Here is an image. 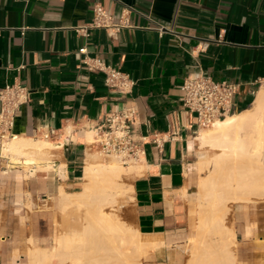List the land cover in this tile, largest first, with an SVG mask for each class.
I'll return each mask as SVG.
<instances>
[{
  "label": "crops",
  "instance_id": "1",
  "mask_svg": "<svg viewBox=\"0 0 264 264\" xmlns=\"http://www.w3.org/2000/svg\"><path fill=\"white\" fill-rule=\"evenodd\" d=\"M95 3L130 26L115 36L105 29L78 33ZM87 57L127 74L132 90L108 89L101 73L87 69ZM198 73L238 84L236 111L252 103L264 82V0H0V88L19 84L30 93L16 113L13 137L65 141L53 164L25 170L3 154L0 140V264H59L43 256L57 247L60 189L78 192L92 155L83 132L130 104L138 110V136L166 138L145 144L131 183L133 227L157 243L140 264H185L195 228L198 127L182 107L181 85ZM46 164L52 168L37 169ZM231 209L237 259L258 264L264 202H235Z\"/></svg>",
  "mask_w": 264,
  "mask_h": 264
},
{
  "label": "bare ground",
  "instance_id": "2",
  "mask_svg": "<svg viewBox=\"0 0 264 264\" xmlns=\"http://www.w3.org/2000/svg\"><path fill=\"white\" fill-rule=\"evenodd\" d=\"M67 133L69 136L70 129H67ZM91 133L92 132L89 130L83 132L82 139L87 144L92 143ZM70 139L71 141H76L78 140V137L71 135ZM196 140L201 147L208 146L219 150L215 158L208 161H199L197 169L199 173L205 172L206 177L201 174L199 175L197 183L198 199H205L207 196V201L205 200L203 203L211 208H216L222 203H224L225 206L227 202H252L258 197L260 199L261 195L264 194V156L260 155L262 149L259 154H254L258 150L254 153L253 151H255L254 148L264 146V82L255 93L250 109L227 114L222 119H215L211 122L210 129L201 131L196 137ZM64 144L65 142L62 138L60 141L53 142L48 137L32 139L19 136L4 141L2 152L5 156L18 155L34 158L33 163L25 162L23 164L24 169L28 170L37 162L47 161L49 154L46 150L58 151L63 148ZM240 145L244 146L241 152L237 151V147ZM50 156L52 157L53 155ZM94 156V153H92L91 158L89 157L90 160H88L84 166L83 175L81 177V190L74 193H65L60 189L59 205L67 206L72 203L82 205L91 202L92 204L90 205H92V208L88 213L89 220L86 219V223L90 224L88 227L93 226L94 228L92 227L91 230H95V226L99 225V218L102 217L106 226V231L103 238H101L103 239L104 244L106 242L109 245L108 248L118 254H121L122 252V254H124V249H127L128 247L133 251L127 258L129 262L128 264H140L142 255L152 247L156 246L157 243L150 239H145L136 229L133 231L128 226H122L121 220L116 214L117 207L120 204L119 198L122 195L125 196V194L122 193L119 184L122 174L135 175L137 172L139 173L138 170L140 167L139 165H129L124 167L114 158L111 159L118 164H100L93 160ZM13 161L18 162L16 159ZM49 168H52V166L47 165L37 167L38 170H47ZM59 170L64 169L63 167H60ZM225 173H228L227 176ZM220 175L221 177L219 178ZM218 179L221 182V188H217ZM129 194H127V197ZM226 208L230 210L229 206ZM203 218L204 216L201 218L200 215L197 217V227L198 225L202 226L205 234L200 237V228L198 229L199 232L191 235L189 240L191 241L190 243H192V246L196 243H201L203 237L209 234V228L215 223V220ZM98 228L99 227H97L96 230ZM90 233L88 234L89 236ZM228 235L232 239V243H235V235L232 229L229 231ZM89 236L88 238L86 235L84 237L78 235L76 238L69 235L59 237L56 250L51 251L48 256L44 255V260H50V258L58 257L66 252H68V255L70 256L72 254L71 252L77 251L76 248L81 245L83 246L84 243L81 244V242H88L87 239H90L89 241L91 244L93 243ZM83 238H85L86 241H82ZM95 239L96 238H94V240ZM214 239L223 240V237L220 235ZM93 245H97L96 242H94ZM100 247L101 246H99V248ZM102 250L104 249L102 248ZM105 251L107 252V249ZM75 252H73V254ZM72 256L74 257V255ZM112 256L113 255L111 254V258ZM258 264H264V260Z\"/></svg>",
  "mask_w": 264,
  "mask_h": 264
},
{
  "label": "built area",
  "instance_id": "3",
  "mask_svg": "<svg viewBox=\"0 0 264 264\" xmlns=\"http://www.w3.org/2000/svg\"><path fill=\"white\" fill-rule=\"evenodd\" d=\"M129 26L126 18L116 20L100 4L95 3L90 22L76 27V31L87 36L89 29H105L109 32V36H115L121 29ZM156 28L159 32L164 31V27L159 24ZM84 51V49L80 50L82 53H85ZM84 64L89 71L101 73L105 86L112 91L126 94L134 86V82L127 74L105 64L99 58L87 57ZM181 91L182 107L187 113L195 116L198 128L209 126L215 119H222L236 111L234 98L239 91V85L234 82L215 81L209 76L198 73L189 75L183 80ZM29 97V91L19 84L0 88L1 141L13 137L16 113L28 102ZM137 121L138 110L134 104L104 114L100 122L91 129L93 148L100 156L114 158L122 166L141 162L145 155V144L159 145L166 138L159 137L158 133L138 136Z\"/></svg>",
  "mask_w": 264,
  "mask_h": 264
},
{
  "label": "rangeland",
  "instance_id": "4",
  "mask_svg": "<svg viewBox=\"0 0 264 264\" xmlns=\"http://www.w3.org/2000/svg\"><path fill=\"white\" fill-rule=\"evenodd\" d=\"M262 84L263 83H261L257 86V88L255 89V93L257 92V90L260 88V86ZM255 93L253 95V99H254ZM253 99H252V102H253ZM251 106H252V103L245 109H250ZM239 111H241V110H239ZM239 111H234L231 114L239 112ZM209 129H210V125L198 128L196 136H198L201 131H205V130H209ZM66 132H67V130H66ZM92 136H93V134L91 133V140H93ZM195 142H196V146H197L196 152H195V166H196V168H198L197 166L199 165V161H208V160L215 158V156L219 152V150L217 148L214 149V148H210L208 146L201 147L197 140ZM87 145L90 148L93 147L92 144H87ZM243 147H244L243 145L238 146L237 151L241 152L243 150L242 149ZM261 149H262V152H261ZM254 150L255 151H253V153L258 150L254 154H259L261 152L260 155L264 156V146L254 148ZM46 152L49 154V158H47V162L48 161L51 162L54 158H56V157H51L50 155L55 156L57 150H46ZM92 153H94V155H95L93 160L97 163H100V164H106V163L118 164L117 162H115L111 158H105L103 156H100L94 148L92 150ZM12 156H13V160L16 159L18 162H21L22 164H24L25 162L26 163L27 162L28 163L34 162V160H33L34 158H30V157H26V156H18V155H12ZM129 165H137L138 166L137 163L136 164H129ZM124 167H127V166H124ZM197 171H198V169H197ZM198 174L199 175L201 174L202 176L206 177L205 172L199 173V171H198ZM225 174L227 176L228 173H225ZM220 177H221V175L219 176V178ZM132 179H133V175L122 174V177H121V180L119 181V184L121 186L122 193L125 194V196L122 195L119 198L120 204L117 207V211H116L117 213L116 214H117V217L121 220L122 226L123 225L128 226L134 231L133 211H132V207H131V194H129V193H131ZM80 182L82 183V181H80ZM217 183H218L217 188H221L220 187L221 182L219 181V179H218ZM81 186H82V184H81ZM80 190H81V187L77 191H80ZM127 194H129L128 197H127ZM193 195H194L193 196V202H194L193 204H194V216H195L194 233L199 232L198 229L201 228L200 229V237L205 234L204 230L202 229L203 228L202 226L198 225V227H197V224H198L197 217L199 215L201 216V218H202V216H204V218H207V219L210 218L212 220H215V223L209 228V234L203 237V240L201 243H196L195 245L192 246V243H190L191 241L190 240L187 241V243L185 245V251H186V262H185V264H234V263L235 264H241V260L237 259L236 244L232 243V241H231L232 239L228 235L229 231L232 229V219H231V210L232 209L231 208L235 202H227L225 204V206H224V203H222L223 205L220 204L216 208H211V207H209L203 203V201H205V200L207 201V199H206L207 196L205 199L204 198L198 199V197H197V186L194 190ZM59 200H58L56 207H55V212L57 215L58 237L54 241L52 247H54L56 245L58 238L63 236V235H69L73 238L74 237L76 238L78 235H82V237H84L86 235V237L88 238V236H89L88 234L90 232H91L90 233L91 237L89 236V238H91L93 243L96 242L97 245H93V243L91 244V242L89 241L90 239L86 238L88 240V242H81V244L84 243L83 246L81 245L78 248H76L77 251L76 252L73 251V252H75L74 254H73V252H71L72 254L69 256L68 252H66V253L59 255L58 257L56 256L57 258L52 257V258H50V260L51 259L58 260L59 264H128L129 263L127 258L133 252L131 249H129L127 247V249H124V254H122L123 252L121 254H118L117 252H113L111 249H109L108 248L109 245L106 242L104 244L103 239H101V238H103V235L106 231V226H105V223L103 222L102 217L99 218V220H100L99 225L95 226L96 228L99 227L97 230H96V228H95V230L93 229L94 231L91 230L93 226L88 227L90 224L86 223V219H88V217H89L88 213L90 212V210L92 208V205H90V204H92L91 202L90 203L89 202L84 203L82 205H77V204L72 203V204H68L67 206H60ZM254 200L257 202H264V194L261 195L260 199L258 197ZM254 200L252 202H255ZM200 202H202V203H200ZM228 206L230 207V210L226 208ZM198 213H199V215H198ZM117 217H116V219H117ZM219 231H220V233H219ZM220 235H221V237H223V240H221V239L215 240L214 239V238L219 237ZM98 236H99V240H98ZM94 238H96L98 241L96 239L94 240ZM101 240H102V242H101ZM82 241H86L85 238H83ZM99 241L101 242V244ZM79 245H80V243H79ZM98 245L101 247L99 248ZM96 246H98V247H96ZM190 246L192 247V249ZM90 247H91V249H90ZM102 248L104 250H102ZM105 248L107 249V252L105 251L106 250ZM84 253H85V255H84ZM111 254L113 255L112 258H111ZM72 255H74V257ZM79 257H80V259H79ZM261 261L262 260H260L259 262H261Z\"/></svg>",
  "mask_w": 264,
  "mask_h": 264
}]
</instances>
